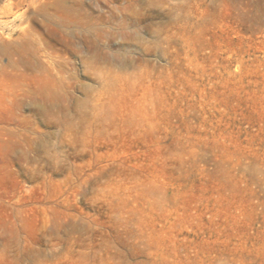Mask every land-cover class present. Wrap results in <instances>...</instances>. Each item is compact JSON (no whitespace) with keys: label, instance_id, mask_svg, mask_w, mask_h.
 Masks as SVG:
<instances>
[{"label":"rangeland","instance_id":"rangeland-1","mask_svg":"<svg viewBox=\"0 0 264 264\" xmlns=\"http://www.w3.org/2000/svg\"><path fill=\"white\" fill-rule=\"evenodd\" d=\"M0 264H264V0H0Z\"/></svg>","mask_w":264,"mask_h":264}]
</instances>
